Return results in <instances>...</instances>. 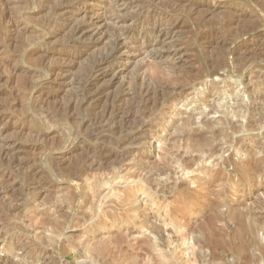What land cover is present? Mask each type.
I'll list each match as a JSON object with an SVG mask.
<instances>
[{
  "label": "rangeland",
  "instance_id": "1",
  "mask_svg": "<svg viewBox=\"0 0 264 264\" xmlns=\"http://www.w3.org/2000/svg\"><path fill=\"white\" fill-rule=\"evenodd\" d=\"M62 1L0 0V264H264V0H124L123 29L104 0L102 42L48 41Z\"/></svg>",
  "mask_w": 264,
  "mask_h": 264
},
{
  "label": "bare ground",
  "instance_id": "2",
  "mask_svg": "<svg viewBox=\"0 0 264 264\" xmlns=\"http://www.w3.org/2000/svg\"><path fill=\"white\" fill-rule=\"evenodd\" d=\"M12 1V0H11ZM48 1V0H47ZM110 1H112L113 2V4H114V9H115V15H114V17L113 18H111V24H115V25H117L119 28H122L123 29V27L124 26H126L128 23H129V18H127V17H123V15L122 14H124V13H122L124 10L126 11V9L129 7L130 8V6L132 5L131 3V5L130 6H128V4H126V3H124V0H110ZM109 1V2H110ZM127 1V0H126ZM137 1V0H136ZM163 1V0H162ZM104 2V0H63L61 3H58V4H56L55 3V6H52L53 7V13H54V15H56L55 17L53 16V18H54V25H55V28H53L52 30V32L50 31V33L48 34V36L46 37V40H48V41H52V40H55L56 38V36L58 35V33H60V31H63V30H61V28L62 29H64V32H65V29H66V32H67V29L68 28H71V33L73 34V36H75V41H76V39H80L81 40V38H83L84 39V37L87 39H91V38H93V39H95L97 42H102L104 39H106L105 37L106 36H104L103 35V33H104V29H105V26L107 25L106 24V20L104 19V20H102V15L99 13H97V12H95V14H94V17H92L93 16V12L92 13H90V15L91 16H88V14L89 13H87V12H84L85 13V17L83 18V21H81V22H77V18L78 17H76V16H78V14H80V11H82V10H84L85 8H87V7H89L90 8V6L89 5H94V4H102ZM107 2V1H106ZM108 2V3H109ZM129 2V1H128ZM142 2V1H141ZM6 3V2H5ZM42 3V2H41ZM105 3V2H104ZM149 3V2H148ZM46 4V3H45ZM98 4V5H99ZM136 4H138V3H136ZM95 6V5H94ZM132 6H134V5H132ZM142 6V5H141ZM182 6V5H181ZM148 7V6H147ZM132 8V7H131ZM113 9V10H114ZM146 9V8H145ZM191 9H192V7H191ZM111 10V9H110ZM205 10V9H204ZM207 10V9H206ZM205 10V11H206ZM49 12V11H48ZM77 12V13H76ZM117 12H118V14H117ZM129 12V11H128ZM97 13V14H96ZM120 13H122V14H120ZM127 13V12H126ZM148 13V12H147ZM125 15V14H124ZM137 15V14H136ZM147 15V14H146ZM160 15V14H159ZM165 15V14H164ZM3 16V15H2ZM142 17V16H141ZM161 17V16H160ZM178 17V16H177ZM131 18V17H130ZM137 18V17H136ZM144 18H145V16H144ZM166 18V17H165ZM10 19V18H9ZM77 19V20H76ZM132 19V18H131ZM175 19V18H174ZM58 20H61L60 22L61 23H58ZM133 20V19H132ZM130 21V22H133V21ZM141 20V19H140ZM137 21V20H136ZM160 21H162V20H160ZM155 22V21H154ZM179 22V21H178ZM173 23V22H172ZM110 24V23H109ZM130 24V23H129ZM168 24V23H167ZM53 25V26H54ZM114 25V26H115ZM141 25V24H140ZM177 26V25H176ZM50 27L52 28V25H50ZM116 27V26H115ZM130 27H131V24H130ZM129 27V28H130ZM60 28V29H59ZM159 28V27H158ZM175 27H173V29H174ZM115 29V28H114ZM140 29V28H139ZM39 30V29H38ZM69 30V29H68ZM133 30V29H132ZM122 31V30H121ZM136 32V31H135ZM165 32V31H164ZM175 32V31H174ZM41 33V32H40ZM43 33V32H42ZM45 33V32H44ZM48 33V32H47ZM129 33V32H128ZM105 34V33H104ZM125 34H126V32H125ZM124 34V35H125ZM139 34V33H138ZM158 34L160 35V34H163L162 33V31L160 30L159 32H158ZM123 34H121L118 38H116L117 40H116V47H115V49L111 52V53H113L112 54V56H113V58H115V56H117L119 59H133L134 57H135V55L134 54H130V53H127L128 52V42L126 41V37L128 38V36H124ZM127 35V34H126ZM159 35H158V37H159ZM163 35H165V34H163ZM59 36V35H58ZM161 37V36H160ZM164 37V36H163ZM53 38H55V39H53ZM61 39V38H60ZM45 40V41H46ZM73 40V41H74ZM108 40V39H107ZM168 40V39H167ZM176 40H178V39H176ZM71 41V40H70ZM77 41H79V40H77ZM76 41V42H77ZM95 41V42H96ZM106 41V40H105ZM142 41V40H141ZM75 42V43H76ZM95 43L96 45L97 44H99V43ZM115 42V41H114ZM143 42V41H142ZM150 42V41H149ZM153 42V41H152ZM47 43H49V42H47ZM51 43V42H50ZM72 43H74V42H72ZM103 43H105V42H103ZM93 44V43H92ZM95 44L93 45V46H95ZM142 44V43H141ZM45 45V44H44ZM53 45V44H52ZM74 45V44H73ZM79 45V44H78ZM151 45V44H150ZM56 46V45H55ZM81 47V46H80ZM97 47V46H96ZM176 48V47H175ZM93 49V48H92ZM161 49V48H160ZM47 50V49H46ZM109 50H110V48H109ZM162 50V49H161ZM38 51V50H37ZM45 51V50H44ZM74 51V50H73ZM78 51V50H77ZM178 51V50H177ZM154 52V51H153ZM174 52H176V51H174ZM174 54V53H173ZM60 55H62L63 56V59L64 60H69L68 61V63H67V65L66 66H63L64 65V63H62V65L61 66H63V69H65V71L66 70H68V69H71V63H72V59L74 60V58H75V56L77 55V53L76 52H65L64 54L62 53V54H60ZM130 55H134V57L132 56H130ZM178 55V54H177ZM126 56H129V57H126ZM107 57L108 56H106V57H104V58H101V60L100 61H97V63L94 65V67H93V76L90 78V80L88 81V84L89 83H92L93 81H95V82H99L100 80H102L103 81V79L104 78H106L107 76V74H106V72L104 71V69L106 68L105 66L108 64V63H110L109 62V60L107 59ZM61 59V58H60ZM110 60H111V57H110ZM116 60V59H115ZM134 60V59H133ZM118 61V60H117ZM131 61V60H130ZM61 62V61H60ZM63 62V61H62ZM44 63V62H43ZM65 63V64H66ZM115 64V63H114ZM135 65H136V63H135ZM113 66V65H112ZM108 67V66H107ZM117 67V66H116ZM53 68V67H52ZM62 68V67H61ZM109 68V67H108ZM107 68V69H108ZM118 68V67H117ZM92 70V69H91ZM106 70V69H105ZM113 70V69H112ZM115 70H117V69H115ZM58 71H60V70H57L56 71V73H58ZM69 71H71V70H69ZM69 71H67V73L69 72ZM6 72V71H5ZM2 73V72H1ZM51 73H53V72H51ZM66 73V72H65ZM64 73V74H65ZM114 73V72H113ZM116 73V72H115ZM4 74V73H3ZM90 74H91V72H90ZM111 74V73H110ZM59 75H61V77L60 78H62V74H60V72H59ZM4 76V75H3ZM49 76H51V75H49ZM53 76V75H52ZM64 76V75H63ZM111 76V75H110ZM109 76V77H110ZM115 76V75H114ZM2 77V76H1ZM75 77V76H74ZM5 78V77H4ZM49 78V77H48ZM47 78V79H48ZM56 78V77H55ZM108 78V77H107ZM123 78V77H122ZM64 79V78H63ZM66 79V78H65ZM140 79H142V78H140ZM57 80V79H56ZM59 80H61V79H59ZM58 80V81H59ZM105 80V79H104ZM55 81V80H54ZM66 81V80H65ZM106 81V80H105ZM109 81V80H108ZM176 81V80H175ZM61 82H63V80L61 81ZM104 82V81H103ZM139 82V81H138ZM171 82V81H170ZM174 82V81H173ZM2 83V82H1ZM52 83V82H51ZM64 83V82H63ZM43 84H46V83H43ZM50 85V84H49ZM186 85V84H185ZM184 85V86H185ZM1 86V85H0ZM127 87V86H126ZM171 89V88H170ZM1 90V89H0ZM161 90V89H160ZM145 92H146V90H145ZM5 94V93H4ZM85 94V93H84ZM0 95H1V92H0ZM93 95V94H92ZM112 96V95H111ZM164 96V95H163ZM168 96V95H167ZM3 97V96H2ZM8 97V96H7ZM88 97V96H87ZM106 97V96H105ZM85 98V97H84ZM90 98V97H89ZM98 98V97H97ZM92 99V98H91ZM105 99V98H104ZM169 100V99H168ZM72 101V100H71ZM76 102V101H75ZM118 102V101H117ZM94 103V102H93ZM10 104V103H9ZM1 109V108H0ZM3 110V109H2ZM4 113V112H3ZM13 115V114H12ZM10 118H11V116H10ZM13 118V117H12ZM11 118V119H12ZM6 119H8V114H7V117H6ZM9 120V119H8ZM13 121V120H12ZM9 122V121H8ZM7 121H5V116H3V114L1 115V113H0V138L4 135V134H6L8 131H9V129H10V126H9V123H8ZM210 122V121H209ZM12 124V123H11ZM88 124V123H87ZM97 124V123H96ZM22 133V132H21ZM143 134V133H142ZM37 137V136H36ZM5 138H7V136L5 137ZM137 138V137H136ZM1 141V140H0ZM187 141V140H186ZM2 142V141H1ZM22 145L21 144H18L17 143V141L15 140V141H13V140H11V141H4L3 143H2V145L0 146V156L1 157H6V155L7 154H9L11 151H16L17 152V150L18 149H22ZM213 150V149H212ZM18 156V155H17ZM1 167V166H0ZM28 168V167H27ZM29 169V168H28ZM165 170V169H164ZM13 180V179H12ZM10 182V181H9ZM7 188V187H6ZM12 188V187H11ZM43 189V188H42ZM5 192V191H4ZM6 196H7V194H5ZM3 197V196H2ZM3 199V198H2ZM5 199V198H4ZM5 202V201H4ZM17 204H18V202H17ZM7 208V207H6ZM148 225V224H147ZM156 226V225H155ZM158 227V226H157ZM148 228V227H147ZM149 229H151V228H149ZM162 229V228H161ZM152 230V229H151ZM3 231V230H2ZM165 231V230H164ZM156 232V231H155ZM157 233V232H156ZM163 233V232H162ZM153 235H154V233H153ZM159 235V234H158ZM162 235V234H161ZM156 236V235H155ZM158 237V236H157ZM172 237V236H171ZM174 238V237H173ZM159 239L163 242V243H165L166 245H169L171 242H172V240H171V238H169L168 236H166V237H159ZM174 240V239H173ZM178 241V240H177ZM161 245V244H160ZM159 246V245H158ZM162 246H164V245H162ZM176 246V245H175ZM183 248V247H182ZM179 250V249H178ZM183 250V249H182ZM177 251V250H176ZM176 251H174V250H170V253H168V256L171 258V257H174V258H176V259H182V255H179V254H177L176 253ZM167 252V251H166ZM181 253H184V252H181ZM190 253V252H189ZM191 254V253H190ZM185 255V254H184ZM166 256V255H165ZM193 258V257H192ZM194 259V258H193ZM184 260V259H183ZM26 262V261H25ZM184 262V261H183ZM33 263V262H32ZM169 263H170V261H169Z\"/></svg>",
  "mask_w": 264,
  "mask_h": 264
}]
</instances>
